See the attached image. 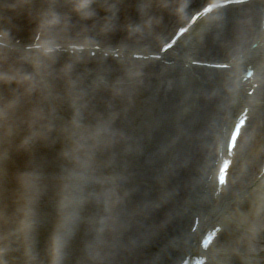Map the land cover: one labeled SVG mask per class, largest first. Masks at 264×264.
Here are the masks:
<instances>
[{
  "label": "bare ground",
  "instance_id": "bare-ground-1",
  "mask_svg": "<svg viewBox=\"0 0 264 264\" xmlns=\"http://www.w3.org/2000/svg\"><path fill=\"white\" fill-rule=\"evenodd\" d=\"M226 1L139 0L123 24L124 0H0V152L25 170L14 189L28 199L19 219L8 217L22 222L0 227L14 264H181L202 254L199 237L215 226L228 241L214 244L209 264L262 253L264 0L221 10L192 28L191 42L150 58L192 14ZM248 67L255 75L243 84ZM245 108L252 135L234 184L216 195L210 178ZM98 109L104 122L89 132ZM62 146L72 150L53 153Z\"/></svg>",
  "mask_w": 264,
  "mask_h": 264
},
{
  "label": "rangeland",
  "instance_id": "rangeland-1",
  "mask_svg": "<svg viewBox=\"0 0 264 264\" xmlns=\"http://www.w3.org/2000/svg\"><path fill=\"white\" fill-rule=\"evenodd\" d=\"M130 3H132V0H124L125 14L123 15V19L125 24H131L136 14L135 12L132 13V8H130ZM99 109L96 111L95 114H91V118H92L91 121L92 124H94L92 127H98L103 121L102 117H100ZM48 152H52V149L49 148V150H47V154L52 155V153H48ZM53 153L60 154L59 152H53ZM72 154L75 157V160H79V158L81 160L83 159L86 162V166L87 167L90 166V163H88V160H86L84 157H81L76 153H72ZM16 163L17 162L11 160L9 154L5 156L4 152L3 153L0 152V206H1L0 227L3 228L4 227L6 228L7 225L17 224L22 222L21 220H17V222L10 221L8 220V217L10 216V212L16 211L14 212V214L15 216H17V219H19L18 217L24 214L23 208L26 207V204L28 203V199H26V197L24 198V196L20 194L18 190L14 189V185H15L14 183L16 182V179L22 177L25 172V170L24 171L21 170V167ZM97 196L98 198H101L98 194ZM107 196L108 195H106V193H103L104 198H106ZM12 240L13 239L10 236L8 237L0 236V264H9L10 260L8 259V257L11 254L17 253V249H15L14 251L10 249Z\"/></svg>",
  "mask_w": 264,
  "mask_h": 264
}]
</instances>
